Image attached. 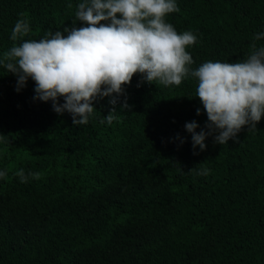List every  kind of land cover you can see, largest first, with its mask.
Wrapping results in <instances>:
<instances>
[{"label":"trees","instance_id":"obj_1","mask_svg":"<svg viewBox=\"0 0 264 264\" xmlns=\"http://www.w3.org/2000/svg\"><path fill=\"white\" fill-rule=\"evenodd\" d=\"M81 2L0 0V56L21 42L11 40L21 13L24 39L39 40L88 26L74 23ZM176 3L165 20L196 35L193 70L244 61L264 33V0ZM36 86L29 78L17 91V75L0 66V264H264V117L225 144L217 130L201 151L185 128L210 131L195 77L163 86L137 73L112 124L101 123L110 96L77 126L34 99ZM125 99L131 108L120 111ZM20 169L39 178L22 183Z\"/></svg>","mask_w":264,"mask_h":264},{"label":"clouds","instance_id":"obj_2","mask_svg":"<svg viewBox=\"0 0 264 264\" xmlns=\"http://www.w3.org/2000/svg\"><path fill=\"white\" fill-rule=\"evenodd\" d=\"M177 11L176 0H82L74 23L82 21L88 26L49 31L39 40L24 39L31 28L21 13L11 31V40L21 42L0 56V66L17 75V91L29 78L34 80V99L52 101L58 114L69 112L75 126L87 125L96 111L94 101L110 96L113 107L101 123L112 124L117 118L118 96L125 95L123 86L131 84L137 73L143 74V81L163 86H179L185 78L195 77L196 97L207 112L210 131L197 132L195 121L186 123L193 148L205 150L206 139L217 130L215 142L228 143L244 126L255 129L264 117V46L255 42L264 33L254 35L244 61H207L193 70L189 67L193 57L186 48L197 43L196 35L178 33L165 20ZM104 21L109 23H101ZM61 96L63 105L58 99ZM130 108L125 99L120 111ZM16 175L22 183L39 178V173L26 175L24 169ZM6 176V170L0 171V178Z\"/></svg>","mask_w":264,"mask_h":264}]
</instances>
